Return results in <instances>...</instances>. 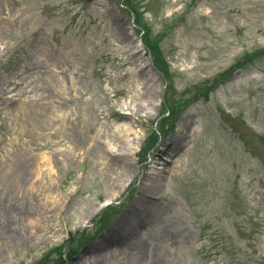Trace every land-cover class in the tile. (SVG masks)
Masks as SVG:
<instances>
[{
    "label": "rangeland",
    "instance_id": "1",
    "mask_svg": "<svg viewBox=\"0 0 264 264\" xmlns=\"http://www.w3.org/2000/svg\"><path fill=\"white\" fill-rule=\"evenodd\" d=\"M0 264H264V0H0Z\"/></svg>",
    "mask_w": 264,
    "mask_h": 264
},
{
    "label": "bare ground",
    "instance_id": "2",
    "mask_svg": "<svg viewBox=\"0 0 264 264\" xmlns=\"http://www.w3.org/2000/svg\"><path fill=\"white\" fill-rule=\"evenodd\" d=\"M125 159H126L125 157H120L119 161H118V166L122 170L123 169L124 170L125 169H129V166H130L129 165L130 162H128V160L127 159L125 160ZM49 160H50L49 158H46V162H49ZM36 164H38V169L40 170L41 174H43V175L47 174L46 171L44 170V166H46V164L43 166L42 163L40 162V160H38V162ZM48 171H49L48 177L50 178V177L53 176V174L55 172L52 170L51 167L48 169ZM109 179H111L112 181L113 180L115 181V187L107 186V188L110 187V190H111V188H113V191L116 194L113 198L114 199L116 198V200H117V198L120 196V195H117L118 194L117 193V189H120V191H121V189H124L125 187L126 188L128 187V182H129L128 176H124L121 173H116V177L115 178H112V176H111V177H109ZM39 185H40V190L43 192L42 183H39ZM142 192L145 193L144 190H142ZM157 195L158 194L154 190L153 191L149 190L148 193H146L147 197H145V199L146 200H150L151 199L150 197L156 198ZM142 196H143V194H142ZM46 198H47V200L49 202L53 203L54 205H57L59 203V201H60V199L58 197L53 196V195H49V194L46 196ZM114 199H112V200H114ZM146 200L140 201V203H141L140 206H138V207L135 206V211L137 213L136 216L137 215L139 216V217H136L137 219L136 218H132L131 217L132 213H130L129 215H127V217L123 218L119 222L120 223V227L119 226L117 227V225H116V227H114V229H113L114 230L113 234L119 235V233H121L124 236H126V238L124 237V240H123L122 243L124 245H127V247H130V246L132 247V245L136 244L137 242L134 239H138L139 240L138 237L141 236V232H140L139 229L142 227V225H144V222H143L144 220L142 219V221H141V219H140L141 216L143 218V213H144V210L141 208V206L145 209L146 202H147ZM147 204L154 206L150 201H148ZM62 208H65V207L62 206ZM133 213H135V212H133ZM126 218H127V220H126ZM9 229L10 228L7 227L4 230H6V232L9 233L10 232ZM25 236L26 235H24V234H22V235L18 234V235H16V240L18 242H23L26 239ZM101 244H104V242H102ZM97 245H99V243ZM97 247L99 248L100 246H97ZM127 250H125V251H127ZM124 253L127 255V252H124ZM128 256H129V254H128Z\"/></svg>",
    "mask_w": 264,
    "mask_h": 264
}]
</instances>
